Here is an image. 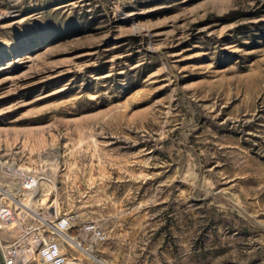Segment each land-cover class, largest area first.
<instances>
[{
  "label": "rangeland",
  "instance_id": "rangeland-1",
  "mask_svg": "<svg viewBox=\"0 0 264 264\" xmlns=\"http://www.w3.org/2000/svg\"><path fill=\"white\" fill-rule=\"evenodd\" d=\"M1 205L68 264H264V0H0Z\"/></svg>",
  "mask_w": 264,
  "mask_h": 264
},
{
  "label": "built area",
  "instance_id": "built-area-1",
  "mask_svg": "<svg viewBox=\"0 0 264 264\" xmlns=\"http://www.w3.org/2000/svg\"><path fill=\"white\" fill-rule=\"evenodd\" d=\"M22 186L27 190H34L38 186V179L33 174H27L23 177ZM16 215L10 205L0 206V250L3 256V264H21L22 252L20 250L27 246L28 253L25 256L28 260H37L44 264H68L69 257L65 251L62 236L59 232H65L71 228L73 221L71 217H62L58 219L52 226V233L59 235L61 238H42L36 236L32 242H24L21 239H5L2 228L9 225V222H15ZM12 223V224H13ZM11 225V224H10ZM83 232L91 233L95 238H100L102 233L97 225L90 223L85 224L81 228ZM23 234L22 236H24ZM73 241L78 244L76 239Z\"/></svg>",
  "mask_w": 264,
  "mask_h": 264
},
{
  "label": "bare ground",
  "instance_id": "bare-ground-1",
  "mask_svg": "<svg viewBox=\"0 0 264 264\" xmlns=\"http://www.w3.org/2000/svg\"><path fill=\"white\" fill-rule=\"evenodd\" d=\"M20 176V175H19ZM46 192V191H45ZM45 194V193H44ZM31 197V196H30ZM46 195L45 196H43L42 198H40V199H42V201H44L45 199H46ZM15 198V197H14ZM18 199V198H17ZM27 199H28V197H27ZM32 199V198H31ZM19 203H21L23 206H25V207H27V209H29V210H31V211H33L28 205H27V203H25L23 200H17ZM30 201V200H29ZM29 201H26V202H29ZM31 202V201H30ZM30 205V204H29ZM12 208V207H11ZM24 210V209H23ZM26 210V209H25ZM27 211V210H26ZM36 214V213H35ZM18 216H19V214H18ZM27 216V215H26ZM19 217H21V216H19ZM31 217V216H30ZM39 217H41L43 220H45L44 219V216H39ZM26 222V221H25ZM12 221L11 222H9V224H11L12 225ZM14 224H15V222H14ZM13 226V225H12ZM19 226V225H18ZM34 227V226H33ZM37 227H39L38 225H37ZM12 229H13V227H11ZM35 228V227H34ZM15 229V228H14ZM51 229V228H50ZM17 230H18V228H17ZM51 231H52V229H51ZM14 232H15V230H14ZM17 232V231H16ZM59 234L62 236V238L71 246V247H78V244H76L74 241H73V238H74V235L72 236H70L68 233H65V232H59ZM35 235V234H34ZM30 239V238H29ZM34 240V238H32V241ZM31 241V240H30ZM79 242V241H78ZM28 249V248H27ZM83 249H85V248H83ZM26 250V249H25ZM23 251H24V249L22 248L21 250H20V252H22L23 253ZM24 253H25V251H24ZM26 254V253H25ZM72 259H74V257H71ZM70 258V259H71ZM70 259L68 260V262H75V261H70ZM34 261V260H33ZM38 262V261H37ZM38 264V263H37Z\"/></svg>",
  "mask_w": 264,
  "mask_h": 264
}]
</instances>
